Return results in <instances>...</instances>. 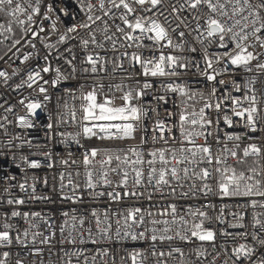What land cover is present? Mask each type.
<instances>
[{"label":"snow or ice","instance_id":"1","mask_svg":"<svg viewBox=\"0 0 264 264\" xmlns=\"http://www.w3.org/2000/svg\"><path fill=\"white\" fill-rule=\"evenodd\" d=\"M162 2L163 0H78L85 19L67 26L65 33L59 36L58 43H65L69 33H78L83 29L88 33V38L80 41L84 49L89 45L104 48V42H109L111 51L116 52L119 44V48L125 50L120 52L118 60L112 61V73L121 70L125 75L118 83H112L115 76L109 73L107 86L102 78H94L90 90L84 91V85H80L79 95L75 90L65 88L64 92L72 103L65 100L60 105L66 112L59 113V123L78 124L80 131L59 135L64 137L63 142L71 140L83 147L81 139L123 142L135 140L139 133V145L124 148L117 144L116 147L85 149L82 163L86 189L110 187L113 184L112 174H115L118 178L116 187L124 191L113 189L107 192V196L116 202L124 197L137 196L136 188L153 183L155 191L162 196L163 189L168 188L169 195L175 197L179 188V195L184 198L196 199V193H199L205 198L214 195L222 200L228 198L244 201L237 202L234 205L237 211L229 213L236 222L229 223L228 227L245 231L230 233L221 229L219 233L244 237L246 240L250 236L260 248H264V219L261 218L264 217V212L256 211L257 208L264 209V139L256 135L264 133V0H176V3L168 6L172 20L167 25L161 23L154 12ZM41 7V0H0V20H3L0 23V35L12 33L15 24L23 28L22 38L28 33L38 37L45 29L40 27L37 32L31 25L42 15ZM113 9L117 12L114 13ZM54 11L53 5L48 4L43 19H51L50 14ZM96 12L101 14L97 15ZM163 15V12L159 13V16ZM109 20L112 21L111 24ZM117 20L123 26L115 23ZM172 23H175V27H171ZM51 28L53 32L58 31L55 22ZM98 32L101 40L97 39ZM19 44L21 39H15L12 46ZM35 46L34 43L31 44V47ZM45 47L50 48L52 45L45 44ZM29 59L30 55H24L23 61ZM44 59L47 60V56ZM125 60L128 68L124 66ZM67 63L71 64L72 61L67 60ZM84 63L90 65V68L83 69L84 73L90 72L96 77V74L107 71L109 61L99 53H88ZM137 68L139 71H136ZM49 71L50 68L46 66L40 71L29 72L27 79L17 84L16 88L26 84L32 89L35 85L43 95V100L50 101L51 96L44 86L49 81L41 74ZM55 71L56 78L51 81L53 88L69 79L59 68ZM0 77H4L5 82L9 78L5 71H0ZM150 92L151 100H147ZM77 100L80 101L79 108L76 106ZM117 100L121 103L117 104ZM19 103L32 116L36 115L37 109L43 107L40 100H31L27 104L20 100ZM169 104L171 108L164 107ZM161 107H164V120L160 119ZM5 111L12 112L13 108L8 107ZM65 114L67 119L64 118ZM2 119L7 121V116ZM17 119L20 127H34L27 116H19ZM148 120H152L151 127L146 123ZM2 127L4 125L0 124V128ZM237 127L243 131L225 130ZM47 128L51 130L52 123L47 124ZM176 132L179 133L178 136ZM149 133L153 145L162 143L163 146L145 150L149 143ZM44 155L51 157V153ZM21 159L30 168L41 166L39 160H29L26 156ZM230 161H235L236 164L233 165ZM62 163L67 165L68 161ZM49 167H52L51 163ZM79 175L77 172L76 176ZM64 181L65 176L61 173V190H71V194L62 196V200H81L77 195L80 185L74 183L71 172L68 173L67 184ZM44 183L47 184L46 179ZM20 188L25 190V185L21 184ZM32 191L35 192L34 185ZM97 195L103 196L105 193L99 192ZM139 195L143 196L144 193ZM151 198L152 195L149 194L148 199ZM24 203L23 199L7 200L8 205ZM229 207L228 204H222L217 209L215 203L209 202L198 207L188 205L178 209L176 203H170L155 214L139 207L128 209L126 214L120 213L123 224L121 225L120 219L115 221L116 237L119 240L148 241L150 246V252L143 249L128 252L127 257H121L122 264H127L129 259L131 264H147L149 255L154 264H197V261L208 255L206 250H201L202 245L194 249L196 260L193 261L188 258L190 253L179 246L173 247L172 242L179 238L182 242L192 243L195 238L200 242H213L215 246L218 230L206 227V224L222 222L225 210ZM208 209L215 210L218 214L210 216ZM248 209H252L251 232L247 231L249 225L244 223ZM74 212L75 210L73 214L62 213L64 220L58 225L60 242L75 245L79 236L82 244L98 243L92 238L91 228L87 229L89 240L82 238L81 229L85 217H77ZM21 216L29 225L23 231L18 224L9 222ZM91 216L95 218L96 234L111 239L112 225L108 223V212L104 213L103 221L96 210L91 212ZM37 220L47 226L50 235L44 236L39 231L40 223ZM0 229V248L10 249L14 240L26 247L30 229H37L31 232L33 244L39 237H42L40 243L49 244L56 236L50 218L39 212L21 214L13 210L10 217L5 214L0 220ZM166 242L167 250H164L162 246ZM40 252L41 249H35L33 254ZM10 254V251H3L0 264H8ZM65 256L66 264H72L73 257L77 261L83 257V264H88L89 258L84 250L77 249L75 252L65 253ZM97 256L107 257L108 250L98 249L91 257L92 264H96ZM246 262L264 264V253L257 257L256 247L241 243L232 249L224 264ZM16 264H22V261L18 259ZM211 264H216L215 259Z\"/></svg>","mask_w":264,"mask_h":264},{"label":"built area","instance_id":"2","mask_svg":"<svg viewBox=\"0 0 264 264\" xmlns=\"http://www.w3.org/2000/svg\"><path fill=\"white\" fill-rule=\"evenodd\" d=\"M96 2V0H93ZM176 3V0H163L162 4L154 10L161 23L167 25L168 21L172 20V16L169 15V5ZM52 4L55 11L50 14L51 19H43V13L47 11V5ZM41 13L40 17H37L35 23L31 25L33 29L39 32V28L43 27L45 32L39 33L38 37H33L30 33L21 37V44L13 47L10 46L6 53L0 59V71L8 73V80L5 82L4 77H0V124L4 127L0 128V220L3 219L5 214L9 217L13 210L21 212H39L44 217L50 218V222L56 231V236L49 244L40 243L42 237L37 238L35 244L32 243L31 232L37 231V229H30V235L27 238V246L13 242L10 249L0 248V258L3 251H10L8 258V264H16V260H21L22 264H66L67 257L65 253L75 252L77 249L84 250L85 255L88 256V264H92L91 257L96 253L98 249L108 250V256H97L96 264H122L121 257H127L128 252L133 249H143L150 252V246L148 241H132L130 239L119 240L115 233L117 225L115 221L123 219L119 215L120 213L127 212L130 208L139 207L146 211H151L153 214L163 209L170 203H176L178 209L186 208L188 205L198 207L201 204H208L209 202L215 203L217 209L222 204H228L230 207L225 210V215L222 222H214L212 224H206V227L214 228L217 231V237L215 240V246L213 242H200L193 238L192 243H185L177 238L172 242L173 247H181L186 253H190L189 259L195 261L196 257L194 249L202 245L201 250H206L208 255L202 257L197 264H211L215 259L216 264H224L225 259L231 255L232 249L241 243H248L252 247L257 248V257L264 253V248H260L258 244L251 240L249 236L247 240L244 237L225 236L219 233V230L226 229L230 233L242 232L245 229H236L228 227L229 223H235V219L229 215L230 212H235L237 209L234 205L237 202L243 203L244 201H238L236 199H220L218 196L209 195L207 198L196 193V199L184 198L179 195L180 189L177 188V195L175 197L169 195L170 190L168 188L163 189V196L160 192L155 191L154 183L152 185H146L138 187L135 191L137 196L124 197L118 202L112 201L107 196V192L116 189V191L123 192L124 190L116 187L117 177L112 174L113 184L110 187H97L95 190L86 189L85 184V169L82 163L83 152L86 148L90 147H116L117 144L120 147L127 148L128 146H134L140 144V134L137 133L135 140L112 142V141H100L96 139L88 140L81 139L83 147L78 146L71 140L67 143L63 142L64 137L59 133H73L80 131L78 124L71 122L61 125L60 115L61 112H66L60 105L65 100L72 103L71 98L64 92L65 88H71L79 95V87L84 85V91H88L91 88L94 78H102L105 86L109 83V73H112L113 63L112 61L118 60L120 52H123L124 48H119L118 51H111V45L109 42H104V48H96L89 45L87 49H84L80 41L82 38H88L86 30L81 29L78 33H69V38L65 43H58L59 36L65 33L66 27L72 24H78L85 19L84 13L79 9L78 0H41ZM63 9L64 11H61ZM65 12L67 15H65ZM116 13L117 10L113 9ZM163 12V16H159V13ZM97 15L101 13L96 12ZM75 17V19L73 18ZM167 17V20L165 19ZM56 23L58 29L57 32H53L51 25ZM111 24L112 21L109 20ZM117 24H121L119 20L115 21ZM19 26V25H18ZM121 26H123L121 24ZM23 31V28L19 26ZM94 28L96 26H93ZM171 27H175V23L171 24ZM113 31L115 29L113 28ZM119 35V34H117ZM174 39H175V34ZM97 39L101 40L102 37L97 33ZM43 41V43L41 42ZM35 44V48L31 47V44ZM45 44H50L52 47L46 48ZM70 49L71 51H68ZM107 49V50H105ZM132 51V49H128ZM167 51V50H166ZM88 53H99L103 58H106L109 63L107 64V71L96 74V77L89 72L85 74L83 69L85 67L90 68V65L84 63L86 55ZM24 55H30L28 61H23ZM47 56V60L44 57ZM73 56L75 59H73ZM67 60H71L72 63H67ZM49 67L48 73H41L45 80L49 81V84L44 85L48 89V95L51 96L50 101H44L43 95L39 93V89L34 85L32 89H29L27 85H22L19 89L16 88L17 84H20L22 80L27 79V75L32 71H40L44 67ZM125 68H128L127 60L124 61ZM59 68L61 73L69 77L68 80L62 81L56 88L51 86V81L56 78V69ZM75 68V72H73ZM136 71H139L137 68ZM16 73L15 75L13 73ZM115 76V80L112 83H118L120 78L125 75L121 70H117L112 73ZM75 77V78H73ZM239 79V77H238ZM42 83V81L40 82ZM156 86H159V82H156ZM106 90V89H105ZM119 95V94H118ZM152 93L146 97L147 100H151ZM20 100H24L27 104L31 100H40L43 107L37 109L35 116L30 115L24 105L19 103ZM117 104L121 101L117 100ZM80 101H76V106L79 108ZM12 107V112H7L5 109ZM164 107L171 108V104ZM164 107L160 109V119H165ZM153 115V114H150ZM7 116V121L2 118ZM27 116L30 119L34 127L23 128L19 126L18 117ZM51 117V119H49ZM67 119V115L64 116ZM153 119L155 116L153 115ZM10 122V123H9ZM52 123L53 128L49 130L47 124ZM151 127L152 120L146 121ZM224 127L223 125L221 126ZM227 131L242 132L241 128L225 129ZM7 133V134H5ZM146 146L148 148L162 147V143L153 145L150 140ZM178 136L179 133L176 132ZM256 135L264 139V133H257ZM19 137V138H17ZM30 142V144L28 143ZM201 143L203 141H200ZM248 141H244L247 143ZM258 142V141H257ZM243 147V143L241 144ZM51 153V157L47 158L44 154ZM28 157L29 160H39L41 166L39 168H30L21 157ZM67 160L65 165L62 161ZM75 161V163H73ZM52 167H49V164ZM233 165L235 161H230ZM71 172L74 183H78L80 188L77 195L82 199L76 202L71 200H62L64 194H71L69 188H64L63 191L60 187V174L65 176L64 183L67 184L68 173ZM80 175L77 177L76 173ZM15 177V179H10ZM45 179L47 184L44 183ZM25 185V190H21L20 185ZM35 187V192L32 191V186ZM132 182L129 180V190H131ZM7 189V191H5ZM185 189H187V183H185ZM99 192H104L105 195H97ZM139 193H144L140 196ZM149 194L152 195L151 200L148 199ZM33 197H48L49 199H34ZM8 199H23L25 203L23 205H8ZM262 199V198H256ZM77 217H85V223L81 231L83 232V239L89 240L87 229L91 228L93 237L98 243L93 244L91 242L80 243L81 237H77V243L75 245L69 244L66 241L61 243V234L58 225L64 220L62 216L63 212H69ZM96 210L100 215L101 220L104 219V213L107 211L110 217L108 223H111V239L103 238L101 235L96 234V222L95 218L91 216V212ZM209 215L215 217L218 212L212 209H208ZM240 211H243L241 209ZM257 212H264V209L257 208ZM264 219V217H261ZM252 219V209L247 210L244 223L248 224V232L252 231L250 221ZM9 222L18 224L21 231L24 228H28L29 225L23 220L22 216L10 220ZM40 223L39 231H42L44 236L50 235L47 230V226L42 221L37 220ZM2 230V229H0ZM142 229H137L141 231ZM24 239L23 237H21ZM164 250H167V242L162 246ZM35 249H41L39 254H33ZM219 253V255H218ZM72 264H83V257L80 261H77L75 257L72 258ZM127 264H131V260H127ZM147 264H154L153 258L149 255ZM247 264V262H246Z\"/></svg>","mask_w":264,"mask_h":264},{"label":"trees","instance_id":"3","mask_svg":"<svg viewBox=\"0 0 264 264\" xmlns=\"http://www.w3.org/2000/svg\"><path fill=\"white\" fill-rule=\"evenodd\" d=\"M2 22L3 20H0V23ZM22 33L23 31L21 30V28L18 25L14 24L12 33H5L4 35H0V57H2L6 53L10 46L14 43L15 39H20L22 37ZM237 167H243V165H237Z\"/></svg>","mask_w":264,"mask_h":264}]
</instances>
